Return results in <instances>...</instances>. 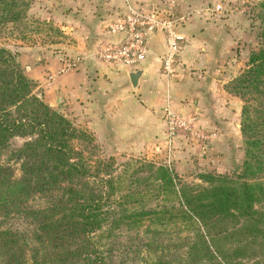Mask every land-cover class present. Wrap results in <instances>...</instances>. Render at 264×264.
I'll use <instances>...</instances> for the list:
<instances>
[{
  "label": "trees",
  "instance_id": "1",
  "mask_svg": "<svg viewBox=\"0 0 264 264\" xmlns=\"http://www.w3.org/2000/svg\"><path fill=\"white\" fill-rule=\"evenodd\" d=\"M27 7V0H0V25L22 19ZM258 8L257 47L229 88L243 102V180L234 188L177 194L162 165L141 180L127 174L128 163L116 170L111 158L95 155L91 133L33 93L17 56L0 47V264H242L250 257L241 242L222 245L228 232L220 223L242 218L247 239L264 236V207L253 208L264 203V177L249 182L264 156V0ZM14 137L24 140L9 148ZM149 179L157 189L131 186ZM169 196L174 204L164 202ZM152 199L162 203L147 205Z\"/></svg>",
  "mask_w": 264,
  "mask_h": 264
},
{
  "label": "rangeland",
  "instance_id": "2",
  "mask_svg": "<svg viewBox=\"0 0 264 264\" xmlns=\"http://www.w3.org/2000/svg\"><path fill=\"white\" fill-rule=\"evenodd\" d=\"M120 1L125 3V8L116 16L122 18L126 13L125 0H27L28 7L22 19L0 25V47L14 53L23 73L35 80L33 93L60 111L75 126L91 133L97 146L95 155L111 158L116 170H121L123 164L128 163L127 174L141 180L157 175L154 168L162 165L167 168L177 194L195 193L218 185L237 187L243 180L241 172L245 158L244 137L240 131L243 102L229 88L231 80L245 68L249 51L257 47L258 3L261 0H129V5L137 11L152 14V18L157 20L171 21L173 30L182 36L166 72L162 63L166 50L165 32L156 30L150 35L159 32L163 42V49L157 54L158 73L168 76L173 71L178 76L184 73L193 83L204 74L207 79L211 77L210 85L206 82L211 95H206L204 101L208 114L202 118L194 113L193 109L201 105L198 98L188 100L181 97L175 108L161 105L156 108L158 112L152 113L128 110L135 118L133 121H124V114L120 112L119 120L109 122L104 120L108 113L104 109L83 107L78 100L70 101L64 97L55 100L53 95L44 93V88L48 76L64 71L65 59L85 56L96 37L106 29L101 21L108 18V8L118 7ZM184 28L196 34L207 31L205 36L211 40V52L204 66L197 55L188 62H181L179 52L186 41ZM182 67L186 69L181 71ZM163 83L165 88L167 82ZM190 88L196 91L198 87L194 83ZM166 108L184 122V126L175 127L172 135L168 134ZM152 120L160 124L163 133V137L155 141L148 138L153 133L149 129ZM23 140L12 138L9 148L19 146ZM3 160V155H0V162ZM262 160V173L249 182H263L264 156ZM11 166L17 173V164ZM131 186L140 190L157 189L152 180ZM164 202L174 204V197L169 196ZM155 203L161 204L162 201L152 199L146 202L147 205ZM263 207L264 203H253L255 209ZM246 223L242 218L222 221L220 226L228 232L222 245L241 242L242 256L251 254L240 260L242 264H249L254 259L258 260L252 264H264V236L256 241L247 239L248 231L243 227ZM261 226L263 224L259 223L258 228Z\"/></svg>",
  "mask_w": 264,
  "mask_h": 264
},
{
  "label": "crops",
  "instance_id": "3",
  "mask_svg": "<svg viewBox=\"0 0 264 264\" xmlns=\"http://www.w3.org/2000/svg\"><path fill=\"white\" fill-rule=\"evenodd\" d=\"M128 4L129 0H125ZM125 3L120 1L118 7L111 6L108 8V18L101 22L106 23L109 20L117 18L116 14L123 12ZM185 34L186 41L184 42L179 52L181 62H188L191 57H197L203 60V63L210 58V43L211 40L207 39L205 34L207 31L202 30L199 34L194 33L193 30L184 28L182 30ZM121 34H112L105 29L104 33L99 34L90 46L91 49L103 43L119 42ZM197 46V48L193 47ZM148 52L146 54V61L141 63L146 67L145 73L139 80L136 90L130 86L127 72L134 68H125L117 65H105L95 62L90 58H84L74 70L60 71L51 74L46 79V87L44 93L53 95L55 100L64 97L67 100L81 102L83 107L97 106L99 111H107V116L104 120L109 122H116L119 120L118 114L123 112L124 121H133L135 118L131 117V112L128 110H145L149 113L158 112L157 107H173L178 105V99L187 98L190 100L192 97L199 99L200 106L193 109L195 114H199L204 118L208 112V107L205 104L206 95L210 97L211 77L206 78V74L195 80L196 91L191 89L194 84L186 74L178 76L174 71L170 76L163 75L157 72V54L163 49V42L160 38L159 32L154 33L148 37L147 40ZM90 49V50H91ZM205 63L203 64V66ZM138 67H141L138 66ZM137 68V67H135ZM184 71V67H182ZM181 68V69H182ZM204 69V68H203ZM205 73V72H204ZM181 77V78H180ZM31 78V77H29ZM33 79V78H31ZM207 79V80H206ZM35 81V80H33ZM167 82L164 88V83ZM59 95V96H57ZM186 102V101H184ZM189 104L188 102L186 103ZM183 105V103H180ZM190 107H193L192 105ZM207 113V114H206ZM193 118H197L194 116ZM154 119V117L152 118ZM153 123L149 127L151 137L150 140H158L163 137V133L159 128L158 123L152 120ZM115 127V125H113Z\"/></svg>",
  "mask_w": 264,
  "mask_h": 264
},
{
  "label": "built area",
  "instance_id": "4",
  "mask_svg": "<svg viewBox=\"0 0 264 264\" xmlns=\"http://www.w3.org/2000/svg\"><path fill=\"white\" fill-rule=\"evenodd\" d=\"M152 17V14H143L127 3L124 17L106 23L109 33L121 34L120 41L103 43L89 50L85 56L65 59L64 71L75 69L84 58H90L105 65H117L125 68L138 67L144 62L148 52L147 38L156 30H163L166 50L162 63L163 69L168 72L182 36L173 30L171 21L157 20ZM166 112L168 134L172 135L175 127L184 126V122L175 118L168 108H166Z\"/></svg>",
  "mask_w": 264,
  "mask_h": 264
},
{
  "label": "water",
  "instance_id": "5",
  "mask_svg": "<svg viewBox=\"0 0 264 264\" xmlns=\"http://www.w3.org/2000/svg\"><path fill=\"white\" fill-rule=\"evenodd\" d=\"M144 73H145V66L137 67L127 72V77L130 86L133 90H136L138 82L142 78Z\"/></svg>",
  "mask_w": 264,
  "mask_h": 264
}]
</instances>
